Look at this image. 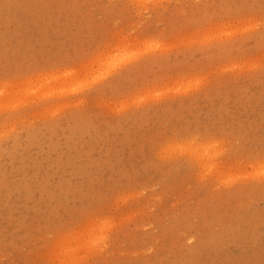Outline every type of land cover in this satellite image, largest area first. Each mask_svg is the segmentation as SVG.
<instances>
[{
	"label": "rangeland",
	"instance_id": "1",
	"mask_svg": "<svg viewBox=\"0 0 264 264\" xmlns=\"http://www.w3.org/2000/svg\"><path fill=\"white\" fill-rule=\"evenodd\" d=\"M0 88V264H264V0H0Z\"/></svg>",
	"mask_w": 264,
	"mask_h": 264
},
{
	"label": "bare ground",
	"instance_id": "2",
	"mask_svg": "<svg viewBox=\"0 0 264 264\" xmlns=\"http://www.w3.org/2000/svg\"><path fill=\"white\" fill-rule=\"evenodd\" d=\"M7 93H10V92H7ZM5 94H6V91H5V90H2V89L0 88V103H1V101H2V100H1V98H2L1 96H2V95H5Z\"/></svg>",
	"mask_w": 264,
	"mask_h": 264
},
{
	"label": "snow or ice",
	"instance_id": "3",
	"mask_svg": "<svg viewBox=\"0 0 264 264\" xmlns=\"http://www.w3.org/2000/svg\"><path fill=\"white\" fill-rule=\"evenodd\" d=\"M254 51V50H253Z\"/></svg>",
	"mask_w": 264,
	"mask_h": 264
}]
</instances>
